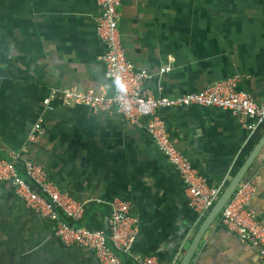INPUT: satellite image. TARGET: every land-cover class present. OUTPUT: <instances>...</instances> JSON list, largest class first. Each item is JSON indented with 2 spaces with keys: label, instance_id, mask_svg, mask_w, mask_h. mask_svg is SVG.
<instances>
[{
  "label": "crops",
  "instance_id": "1",
  "mask_svg": "<svg viewBox=\"0 0 264 264\" xmlns=\"http://www.w3.org/2000/svg\"><path fill=\"white\" fill-rule=\"evenodd\" d=\"M95 0H0V158L26 150L62 194L108 218V203L131 204L136 235L131 253L180 261L200 222L182 183L143 128L115 111L94 113L54 100L51 90L105 88ZM119 32L144 87L155 97L191 95L235 81L264 102V0H122ZM168 69L162 72L163 69ZM170 138L207 185L237 174L264 134L218 109L162 110ZM36 123L41 136L28 141ZM245 180L257 194L252 209L264 224V148ZM0 264H98L92 252L64 246L54 223L36 216L0 182ZM190 264H264L219 218L209 226Z\"/></svg>",
  "mask_w": 264,
  "mask_h": 264
},
{
  "label": "built area",
  "instance_id": "2",
  "mask_svg": "<svg viewBox=\"0 0 264 264\" xmlns=\"http://www.w3.org/2000/svg\"><path fill=\"white\" fill-rule=\"evenodd\" d=\"M99 14L95 19L97 38L105 46L102 57L104 78L111 93L103 88L81 90L75 86L51 90L42 100L45 109L51 110L54 100L63 105L79 106L94 113L115 111L126 122L143 128L155 147L177 173L189 209L201 223L227 187L228 182L217 186L207 185L205 179L191 166L187 158L173 144L160 111L187 107L218 109L228 112L241 123L252 124L245 129L255 133L264 128V102L257 103L245 91H238L235 81L215 83L201 92L176 98L155 97L145 90L148 78L145 70H137L125 54L119 32L122 0H95ZM163 69L162 72H165ZM119 76L127 85L120 93L115 86ZM41 127L36 123L28 141L37 143ZM26 150L14 152L7 159L0 158V182L9 183L20 203L40 218L54 223V236L64 246H80L92 252L98 264H160L155 256L133 255L136 219L131 215V204L122 199L108 203L109 213L104 229H89L80 222L85 217L88 203H80L58 191L47 177L44 168L26 157ZM21 164V169L18 165ZM21 170L23 172H21ZM257 190L253 182L244 180L219 215L220 223L242 243L256 248L264 261V224L252 209ZM182 254V253H181ZM179 260L174 264H178Z\"/></svg>",
  "mask_w": 264,
  "mask_h": 264
},
{
  "label": "water",
  "instance_id": "3",
  "mask_svg": "<svg viewBox=\"0 0 264 264\" xmlns=\"http://www.w3.org/2000/svg\"><path fill=\"white\" fill-rule=\"evenodd\" d=\"M264 148V134L260 138L259 142L254 147L253 151L249 155V157L244 161L241 168L237 172V174L232 178L229 185L225 188L224 192L220 196L219 200L215 203L213 208L211 209L210 213L207 215L206 218L200 223L199 227L197 228L194 236L192 237L189 245L185 251H183L180 261L178 264H190L193 256L200 244L201 239L203 238L205 232L209 228V226L219 218L221 211L223 210L224 206L233 196L234 192L236 191L239 184L245 180L246 175L250 171L253 164L256 162L258 156L262 152ZM107 220V219H106Z\"/></svg>",
  "mask_w": 264,
  "mask_h": 264
},
{
  "label": "trees",
  "instance_id": "4",
  "mask_svg": "<svg viewBox=\"0 0 264 264\" xmlns=\"http://www.w3.org/2000/svg\"><path fill=\"white\" fill-rule=\"evenodd\" d=\"M19 169H21V164L18 165ZM21 172H23L21 170ZM93 207L89 206L86 209L85 217L80 222L81 225L86 226L89 229H104V225L102 219H98L92 215Z\"/></svg>",
  "mask_w": 264,
  "mask_h": 264
},
{
  "label": "clouds",
  "instance_id": "5",
  "mask_svg": "<svg viewBox=\"0 0 264 264\" xmlns=\"http://www.w3.org/2000/svg\"><path fill=\"white\" fill-rule=\"evenodd\" d=\"M114 83H115V86H116V89L118 90V92H120V93H126L127 92V85L125 84L123 79H121V77L117 76L115 78Z\"/></svg>",
  "mask_w": 264,
  "mask_h": 264
}]
</instances>
